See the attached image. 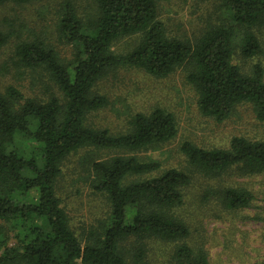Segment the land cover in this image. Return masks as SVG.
Masks as SVG:
<instances>
[{
	"label": "trees",
	"instance_id": "1",
	"mask_svg": "<svg viewBox=\"0 0 264 264\" xmlns=\"http://www.w3.org/2000/svg\"><path fill=\"white\" fill-rule=\"evenodd\" d=\"M36 1L0 0V6ZM160 1L95 0L96 18L87 23L67 4L59 32L76 48L69 63L42 41L17 46L18 65L47 71L62 97L42 101L14 86L0 91V264H150L152 240L190 236L176 211L185 204L193 173L164 170L141 155L176 138L175 116L160 108L139 113L130 130L118 135L88 125L89 116L109 103L95 88L110 72L139 69L164 78L184 67L202 115L223 123L237 106L251 105L264 122V69L258 64L245 73L234 63L237 29L243 28L242 54L264 57L253 30L264 27V0H226L231 24L209 27L195 41L167 35L158 18ZM135 36L141 39L129 52L114 51L119 40ZM7 41L0 30V51ZM83 149L118 153L91 161L93 186L107 197L110 216L85 243L71 230L56 194L63 162ZM181 152L190 167L212 178L232 170L264 175V141L234 137L228 149L185 142ZM213 194L230 210L254 200L243 188L221 187ZM175 263L209 259L204 249L183 243Z\"/></svg>",
	"mask_w": 264,
	"mask_h": 264
},
{
	"label": "rangeland",
	"instance_id": "2",
	"mask_svg": "<svg viewBox=\"0 0 264 264\" xmlns=\"http://www.w3.org/2000/svg\"><path fill=\"white\" fill-rule=\"evenodd\" d=\"M226 0H162L158 18L167 35L195 41L209 27L231 24ZM72 5L87 23L96 18L95 0H41L28 4L8 2L0 6V30L7 44L0 51V91L14 86L27 97L42 101L62 94L47 71H35L17 63L16 48L22 42L42 41L64 63L73 60L75 46L60 35L59 23L66 5ZM264 49V27L253 29ZM234 63L245 73L254 65L264 69V57L244 56L240 50L243 28L237 29ZM140 36L119 40L116 53L125 54L140 41ZM181 67L168 77L157 78L139 69L120 68L102 79L95 90L108 99V105L89 116L88 125L108 129L111 134L127 133L131 120L139 113L163 109L176 118L178 134L172 141L141 155L161 162L162 169L177 168L193 173L192 184L185 190V204L177 216L188 227L190 236L183 241L152 240L147 246L150 264H176L177 246L186 243L194 250L204 249L209 264H263L264 262V175H242L227 171L212 178L189 166L181 146L190 142L204 149H228L234 137L264 141V122L256 119L251 105H239L223 123L201 114L197 95ZM114 151L80 150L62 164L56 194L60 198L71 230L82 243L107 224L110 204L93 186L91 161L117 155ZM221 187L248 190L254 200L244 209H227L213 194ZM214 189V190H213ZM212 190V191H210Z\"/></svg>",
	"mask_w": 264,
	"mask_h": 264
}]
</instances>
